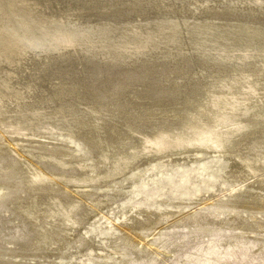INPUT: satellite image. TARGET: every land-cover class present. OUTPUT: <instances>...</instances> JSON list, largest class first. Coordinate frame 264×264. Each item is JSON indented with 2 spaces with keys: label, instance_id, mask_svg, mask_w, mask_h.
<instances>
[{
  "label": "bare ground",
  "instance_id": "6f19581e",
  "mask_svg": "<svg viewBox=\"0 0 264 264\" xmlns=\"http://www.w3.org/2000/svg\"><path fill=\"white\" fill-rule=\"evenodd\" d=\"M210 2L16 0L0 9V142L5 139L17 155L16 160L0 156V186L13 188L9 210L18 225L23 222L29 248L52 252L55 238L64 236L54 225H64L70 237L78 228L73 218L79 203L62 199L63 193L85 199L115 178L135 181L141 162L172 161L186 153L229 152L236 164L229 175L242 180L222 205L264 210V197L257 200L264 192V156L230 151L252 129L259 128L264 139V101L250 104L264 95V0H222L215 7ZM78 5L90 14L71 15ZM36 133H65L68 141L87 144L94 166L107 170L90 177L82 161H69L66 151L19 152ZM252 146L264 151V140ZM67 168L84 173L66 176ZM134 188L130 193H139ZM131 215L146 240L155 236L145 231L156 230L158 219L138 221L135 210ZM199 220L188 214L173 223ZM245 221L232 225L241 231L257 224ZM3 223L0 219V228ZM112 225L109 220L105 230H92L95 237L103 235V250ZM163 240L153 245L160 249ZM125 245L116 263L143 255ZM85 246L81 243L78 253Z\"/></svg>",
  "mask_w": 264,
  "mask_h": 264
},
{
  "label": "rangeland",
  "instance_id": "374dc122",
  "mask_svg": "<svg viewBox=\"0 0 264 264\" xmlns=\"http://www.w3.org/2000/svg\"><path fill=\"white\" fill-rule=\"evenodd\" d=\"M15 1L0 0V9L9 2V6L15 5ZM220 2L222 0H211L207 4L215 7L221 5ZM181 6L178 4L175 8ZM78 7L79 5L71 10V15L90 14L87 11L89 9L84 11L80 10L81 6ZM192 86L189 85L188 89ZM260 97L261 99H252L250 104L264 101V95ZM251 131L242 135L236 141L238 147L230 151L237 149L240 150L238 155L252 158L264 156V151L254 150L252 146L254 142L264 140L261 130L257 128ZM65 135L55 133L41 136L36 133L26 138L17 150L25 154L38 153L42 150L66 151L69 161H82L90 177H97L107 170V167L94 166L95 156L85 151L87 144L68 141L69 137L66 138ZM0 144V156L7 155L10 160L17 159V155L12 152L5 139H2ZM174 159L154 160L148 164L141 162L135 169L138 175L135 181L122 182L120 178H115L114 182L102 184L101 192L96 189L97 187L93 188V192L85 199H77L75 196L78 194L73 190L69 191H73L71 193L75 196L63 193L62 199L79 203L73 218L79 226L70 237L66 236L69 232L64 225L62 227L54 225L53 229L61 231L64 236L61 240L55 238L52 252L47 254H38L37 249L29 248L27 242L23 240L24 224L22 222L18 225V220L9 210L15 197L13 188L9 186L8 189L2 190L0 186L2 195L6 194L0 198V219L4 220L0 228V264H43L45 261L50 264H118L115 257L125 253V244L143 251V255L131 257L126 264H264V210L244 212L239 209H227L222 205V202L233 196L234 189L236 190L242 180L229 175L236 165L229 152L220 155L207 152L200 155L186 153ZM42 167L46 173L49 172L45 169L47 166ZM64 171L66 176H75L80 171L84 173L80 169L67 168ZM212 181L215 182L213 185ZM47 185L48 183L45 184ZM134 186L138 187L139 193H130L136 189ZM259 194L257 200L264 197L263 191ZM102 200L104 203L100 208L97 207L96 204ZM133 210L137 212L138 221L143 222L145 218L147 219L146 216L151 220H159L156 230L145 231L155 236L147 240L142 236L143 229L132 224ZM174 212H177V215L170 218L168 215ZM188 214H194L200 220L188 225L173 223L175 218ZM247 218L255 219L257 224L253 227H243L241 234V231L232 224H244ZM109 220L113 223V230L107 239L108 245L103 250L99 244L104 238L103 235L95 237L92 230L99 226L105 230ZM125 220L130 224L124 223ZM41 223V226L45 225L43 221ZM54 235L60 234L56 232ZM157 238L164 239L160 249L153 245ZM81 243H85L86 246L78 253L77 249ZM141 243L144 247L140 245ZM29 252L37 254L32 257L25 256V253Z\"/></svg>",
  "mask_w": 264,
  "mask_h": 264
}]
</instances>
